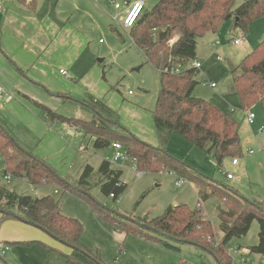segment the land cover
<instances>
[{
	"label": "rangeland",
	"instance_id": "1",
	"mask_svg": "<svg viewBox=\"0 0 264 264\" xmlns=\"http://www.w3.org/2000/svg\"><path fill=\"white\" fill-rule=\"evenodd\" d=\"M57 1L60 3L59 8L64 7L67 11H73L78 25L89 31L90 53L100 68L99 82L96 80L76 87L84 91L85 98L102 94L100 98L104 101L111 96L120 102H127L131 106L124 115L134 125L141 123L135 114V109L142 108L145 111L142 121L146 124V115L151 119L150 114L155 109L160 90V75L133 45L129 29L123 28L121 19H118L121 10L114 7L113 0H53V4ZM117 1L125 5L127 1L134 0ZM145 2V10L150 11L159 0H145ZM241 3L242 0H234L231 6V0H208V14L217 24L212 31L198 40L196 58L202 59L203 67L195 76L198 83L194 89L195 96L220 102L221 106L233 111L240 128L241 150L237 156L239 164H233V157L226 158L223 166L212 164L201 148L177 132L170 135L167 150L198 170L203 176L224 182L247 199L264 202V104L258 103L251 109H243L234 89V75L229 71L231 64L238 65L264 40V17L255 20L248 31L238 28L235 25L237 18L231 11ZM229 12V17H222L219 20L223 13ZM115 30L123 33L125 42ZM243 35L246 36V40L241 44H235L234 39ZM178 39L179 35H175L170 42L174 43ZM217 53L224 59L220 63L215 60ZM139 66L141 67L137 68ZM102 70H105L106 78L102 77ZM211 80H216L218 83L216 88L208 84L207 81ZM129 90L133 94L130 95ZM45 100L59 113L78 116L80 111L84 119H91L93 116L92 110L77 100L62 98ZM249 111L255 114L252 124L247 120ZM32 113L40 125L46 128L45 131L41 130L44 137L48 132H52L62 139L60 142L48 140L43 146L48 154L43 158L48 160L68 183L74 185L78 181L86 163L98 171L102 161L109 160L113 168L123 171L122 180L127 184V189L119 199L104 195L99 185L92 188V195L103 206L133 218H155L175 204H187L192 209L198 207L197 182L183 179L168 171L140 173L131 158L114 161L115 151L112 144L96 148L94 140L89 135L85 136L78 128L71 126L73 129H70L63 122L50 121L43 108L32 110ZM261 128L263 133L259 132ZM17 130L25 134L26 139L21 136L23 141L18 140V142L16 139L24 148L34 152L40 148L42 137H37L28 125L22 124ZM159 142L158 137V144ZM4 169V157L0 153V184L22 195L32 197L52 195L59 200L63 212L77 218L83 224V244L92 250H98L105 264H217L212 254L189 243L165 239L175 247L167 249L161 243L149 240L142 234L117 231L87 199L77 193H66L55 183L34 185L24 178L7 179L3 176ZM223 170L232 173L235 179L228 180ZM179 180H181L180 185L177 184ZM201 203L204 214L216 226L215 237L219 241L222 232L219 229L218 209L223 207V204L217 196H212L206 201L201 200ZM12 210L17 213L19 211L17 207ZM1 223L2 221L0 226ZM259 231L260 224L254 220L246 236L232 238L229 251L234 261L241 255L250 260L251 264H258L261 261V255L249 250V247L259 242ZM9 243L10 247L6 250V254L2 255L0 248V264L65 263L64 256L57 252L47 253L44 242L38 239L24 243L12 241ZM60 248L69 250L66 246Z\"/></svg>",
	"mask_w": 264,
	"mask_h": 264
},
{
	"label": "trees",
	"instance_id": "2",
	"mask_svg": "<svg viewBox=\"0 0 264 264\" xmlns=\"http://www.w3.org/2000/svg\"><path fill=\"white\" fill-rule=\"evenodd\" d=\"M18 1L26 3L27 0ZM233 1L231 0V6ZM37 4L38 0H30L33 8ZM231 12L237 18L235 25L248 31L255 20L264 17V0H242L240 6ZM226 16L229 17L230 12L223 13L219 20ZM216 24L208 14V0H159L150 11L145 10L137 23L129 28L133 44L146 61L160 72V90L153 111V121L160 140L158 145L142 140L123 125L118 111L94 96L81 99L73 95L67 96L91 109V119L65 115L34 99L29 100L43 108L50 121L67 123L81 130L85 136L95 137L96 148L120 142L141 172L168 171L197 182V208L175 204L161 216L134 219L208 251L217 264H234L229 251L230 242L233 237L246 236L254 220L260 224L259 242L249 247V250L264 258V202L247 199L224 182L203 176L167 150V143L173 132L192 141L203 150L205 157L216 161L217 166H223L226 158H237L241 150L240 128L233 111H224L210 100L194 95L198 69L191 67L181 73L166 71L167 68L172 69L178 64L194 60L198 40L212 31ZM115 31L125 42L123 33ZM175 35H179V39L171 43ZM229 71L234 75V89L243 109H251L258 103L264 104V40L238 65L231 64ZM0 153L5 161L4 177L10 175L11 179L24 178L34 185L55 183L66 193H77L87 199L99 214L110 221L115 230L142 234L167 249L175 248L164 237L115 215L97 202L92 195L94 186L99 185L102 193L113 199H119L127 189V184L122 180L123 171L113 168L109 160H103L98 171L86 163L78 181L72 185L46 160L22 147L1 123ZM223 174L226 175L225 170ZM212 196H217L223 204L218 209L219 229L222 232L219 241L215 237L216 226L204 214L201 206V200L206 201ZM14 207H17L18 213L12 210ZM0 213V221L19 218L45 231L60 245L68 247L69 250L65 251L43 243L47 253L57 252L64 256V264H105L98 250H92L83 244V224L77 218L66 215L59 200L52 195H22L0 184Z\"/></svg>",
	"mask_w": 264,
	"mask_h": 264
},
{
	"label": "crops",
	"instance_id": "3",
	"mask_svg": "<svg viewBox=\"0 0 264 264\" xmlns=\"http://www.w3.org/2000/svg\"><path fill=\"white\" fill-rule=\"evenodd\" d=\"M131 2L133 1L122 4V9ZM59 6L60 3L57 1L53 4V0L52 2L38 0L36 8L30 6V0L26 3L18 0H3V10L0 13V86L2 88L0 123L17 141H23L22 137L26 139L25 134L17 130V127L22 124L28 125L37 137H42L40 148L35 152L32 151L41 159L48 154L47 149L43 148L48 140L60 142L62 139L52 132L43 136L41 130L45 131L46 128L40 125L32 113V110H40V107L32 104L29 98L54 110L45 99H70L68 95L84 98V91L76 86H84L96 80L99 82L100 75V68L90 53L89 31H86L82 25H78L73 11H67L66 8H59ZM217 56L220 55L218 53L215 55L217 63L224 60L219 61ZM194 60L202 62L201 68H198L199 71L203 67V61L200 58ZM194 60L188 65H191ZM62 69H65L67 73H62ZM102 77H105V70H102ZM207 82L209 85L215 82L216 86L213 88L218 86L216 80ZM128 93L133 94L131 90ZM101 96L102 94L94 97L101 99ZM105 102L118 111L123 125L133 133L153 145L158 144L157 132L152 120L153 112L150 114L151 119L146 115L145 124L142 121L145 111L140 107L136 108L135 114L141 123L134 125L124 115L131 105L111 96H108ZM213 103L224 111H229L221 106L220 102ZM77 115L81 117L80 111ZM64 125L73 129L67 123ZM70 132L75 134L72 130ZM92 139L95 140V137ZM47 162L52 165L48 160ZM236 164H239V159ZM234 179L235 176L228 180ZM1 224L0 242H4L8 247H10L9 241L19 243L37 239L48 245L63 247L45 231L19 218H9Z\"/></svg>",
	"mask_w": 264,
	"mask_h": 264
},
{
	"label": "built area",
	"instance_id": "4",
	"mask_svg": "<svg viewBox=\"0 0 264 264\" xmlns=\"http://www.w3.org/2000/svg\"><path fill=\"white\" fill-rule=\"evenodd\" d=\"M113 4L114 7L117 10H121L120 14L118 15V19H121L122 22V26L125 29H129L131 27H133L137 21L139 20V18L141 17V15L144 13L145 11V7H146V2L145 0H135L131 3H129L127 5L126 8H124L122 10V3L118 2L117 0H113ZM3 10V0H0V13ZM246 40V36L243 35L241 36V38H237L234 39V43L235 44H241ZM217 59L219 61L223 60L222 56H217ZM202 66V62L200 61H196L194 60L193 63L191 65H188V63L186 64H178L177 66L173 67L172 69L167 68L166 71L171 70L173 73H181L185 70H188L191 67L194 68H201ZM62 73L66 74L67 71L65 69L61 70ZM211 87H215L216 83L215 82H211L210 83ZM0 94L2 95V88L0 86ZM254 119H255V114L252 111H249L247 114V120L250 124L254 123ZM259 132L263 133V129H259ZM113 149H114V161H119L120 159H128L131 158L128 155V152L126 151V149H124L123 145L120 142H113L112 143ZM132 159V158H131ZM135 163V160L132 159ZM238 161V159H233V164H236ZM212 164H216L215 161H210ZM141 173V171H140ZM226 176L228 179H232L234 178V175L232 173L226 172ZM5 178L7 179H11L10 175H7ZM178 185L181 184V180H179V182L177 183ZM0 248L2 255H4L6 253V250L9 248L4 242H0ZM234 264H251L250 260L245 259L242 255L240 256L239 259L234 261ZM258 264H264V258L261 259V261Z\"/></svg>",
	"mask_w": 264,
	"mask_h": 264
},
{
	"label": "water",
	"instance_id": "5",
	"mask_svg": "<svg viewBox=\"0 0 264 264\" xmlns=\"http://www.w3.org/2000/svg\"><path fill=\"white\" fill-rule=\"evenodd\" d=\"M105 208H107V207H105ZM107 209H108L109 211L113 212L115 215H117V216H119V217H121V218H124V219H126V220L132 221V222H134L136 225H138L139 227H141V228H143V229H145V230L151 231V232H153V233H156L157 235L162 236V237H164V238L167 239V240H172V241H177V242H182V243H188L186 240L177 239V238H174V237H172V236H170V235H168V234H164V233H162L161 231L157 230L156 228H154V227H152V226H150V225H148V224H146V223H144V222H141V221H139V220H137V219H134V218H132V217H130V216L123 215V214H121V213H119V212H117V211H115V210H113V209H110V208H107Z\"/></svg>",
	"mask_w": 264,
	"mask_h": 264
}]
</instances>
